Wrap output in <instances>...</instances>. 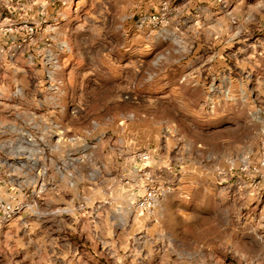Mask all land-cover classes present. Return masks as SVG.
<instances>
[{"label":"rangeland","instance_id":"1","mask_svg":"<svg viewBox=\"0 0 264 264\" xmlns=\"http://www.w3.org/2000/svg\"><path fill=\"white\" fill-rule=\"evenodd\" d=\"M138 2L59 4L38 44L54 92L41 58L7 78L0 120L36 142L0 144V198L21 205L0 264H264V0H172L159 35Z\"/></svg>","mask_w":264,"mask_h":264},{"label":"built area","instance_id":"2","mask_svg":"<svg viewBox=\"0 0 264 264\" xmlns=\"http://www.w3.org/2000/svg\"><path fill=\"white\" fill-rule=\"evenodd\" d=\"M74 0H60L59 4L63 6L69 4ZM46 3L39 4L36 0H2L0 3V39L3 40L4 45H0V57L4 56L6 58L7 64L11 67V70L15 73H26L22 69L18 68V65L22 62L32 70L30 73L36 78L38 75L37 63L39 58L42 60L46 69L43 70L42 74L44 79H46L47 93L54 92V86L52 83L53 78V57L50 49V38H45V49L43 56L41 55L39 44V31L45 25L47 29L51 30V21L54 18H49L47 13ZM39 8L37 11L36 9ZM38 12L36 18L33 15ZM179 8L173 5L172 0H158L156 6L153 8H146L140 11L135 22L134 27L136 31H148L149 34L159 35L161 31L168 27L173 20L179 16ZM49 41V42H48ZM49 47V48H47ZM64 48V45L62 46ZM5 92L0 90V112L5 108ZM11 98H18L22 95L20 87H15L11 93H8ZM10 98V99H11ZM9 99V98H8ZM47 99V98H46ZM37 107L43 108L42 103H37ZM14 123H7L0 120V144L5 142H12L13 140H18L21 143L29 145V143L36 142V139L30 134V132H24L23 135L19 134V129L17 128V120H19L17 114L9 115ZM37 115L35 114L34 120L29 124L30 129L33 133H37ZM12 121V122H13ZM47 128V127H46ZM22 140V141H21ZM3 145L0 146V148ZM6 155L4 151H0L1 155ZM18 156L23 155L28 157L22 152L17 153ZM4 157V156H3ZM141 162H149L150 157L148 154L144 153L139 158ZM4 170L6 172L5 166H0V171ZM7 173V172H6ZM146 181H149V176H146ZM10 184V182H3V186ZM163 191L155 189L151 185H147L144 188L143 198L140 203L136 204V208L145 212L153 210L158 202L159 197ZM8 201H4L0 198V220L11 221L20 211L21 205L13 197H8Z\"/></svg>","mask_w":264,"mask_h":264},{"label":"crops","instance_id":"3","mask_svg":"<svg viewBox=\"0 0 264 264\" xmlns=\"http://www.w3.org/2000/svg\"><path fill=\"white\" fill-rule=\"evenodd\" d=\"M146 0H139L138 2V5L141 6V5H144L143 3L145 2ZM151 4H157L158 0H148ZM37 3L39 4H42V3H46V5L48 6L47 7V13H48V16L49 18H52L53 14L56 13V9L60 3V0H36ZM150 3H147L146 5L150 4ZM136 6H137V3H136ZM154 7V6H153ZM37 11L39 10V8L36 9ZM38 15V12H36L34 15H33V18H36ZM0 45H4V42L3 40L0 39ZM10 68V65L7 64V61H6V58L3 56L0 57V90H2L3 92H5V89H6V84H7V78H11L14 76L15 78V72H13V70H10V69H7V68ZM117 207H120V206H117Z\"/></svg>","mask_w":264,"mask_h":264}]
</instances>
